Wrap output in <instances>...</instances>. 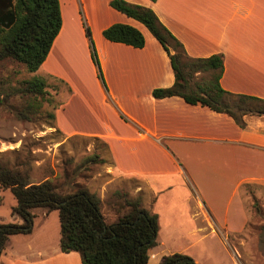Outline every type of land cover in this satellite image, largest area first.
<instances>
[{
  "label": "crops",
  "instance_id": "1",
  "mask_svg": "<svg viewBox=\"0 0 264 264\" xmlns=\"http://www.w3.org/2000/svg\"><path fill=\"white\" fill-rule=\"evenodd\" d=\"M110 1L59 0L61 28L41 67L64 75L60 63L71 64L78 52L90 64L88 42L108 90L104 87V94L99 89L102 107L95 108L90 94L70 88L67 102L54 109L50 127L66 137L77 133L108 146V158L101 157L105 167L95 176L97 188L88 191L99 197L101 210L111 195L115 212L114 192L120 191L157 215L150 264L173 253L188 255L195 264H246L228 241L247 239L254 202L264 199V115H245L241 128L227 114L188 104L178 96L153 98L154 88L174 82L169 57L144 25L113 9ZM126 1L151 8L189 56L222 54L224 90L264 99V0ZM114 23L140 30L144 47L106 40L102 31ZM75 97L81 98L80 116L75 115ZM84 104L89 116H82ZM81 120L88 122L85 130L75 124ZM119 144L126 145L125 151L116 147ZM152 151L158 154L153 162ZM121 178L126 186L117 183ZM177 191L183 198L162 201V194ZM48 214L43 211L42 216ZM115 214L108 224L117 220ZM41 229L42 225L30 234L10 237L2 253L8 258L5 264H81L78 252L60 250V235L51 249L26 245L24 254L13 250Z\"/></svg>",
  "mask_w": 264,
  "mask_h": 264
},
{
  "label": "trees",
  "instance_id": "2",
  "mask_svg": "<svg viewBox=\"0 0 264 264\" xmlns=\"http://www.w3.org/2000/svg\"><path fill=\"white\" fill-rule=\"evenodd\" d=\"M109 4L144 25L169 57L174 82L170 87L154 88L151 91L153 98L178 96L188 104H199L227 114L241 128L245 126V115H264V99L234 94L221 87L222 54L191 57L151 8L126 0H111ZM61 24L59 0H0V62L11 59L28 71L38 70L46 60ZM102 35L110 42L134 48L145 45L142 32L128 24L114 23L105 28ZM169 48L173 49V54ZM92 51L97 63L95 49ZM204 74L207 77H202ZM195 76L201 77L195 79ZM19 90L40 100L48 94L45 80L37 77L23 81ZM19 115L27 117L22 111ZM49 117L53 120L54 114L50 113ZM86 162L105 161L92 155ZM6 189L17 201L12 214L20 215L23 222L0 223V256L10 236L32 232L33 210L41 208L46 212H58L60 250L78 252L81 264H150L148 251L156 244L158 217L144 209L138 198L128 199L126 193L115 191L117 220L108 224L96 194L85 188L61 193L49 179L31 182L27 172L0 161V190ZM156 264H195V261L188 255L173 253L163 256Z\"/></svg>",
  "mask_w": 264,
  "mask_h": 264
},
{
  "label": "rangeland",
  "instance_id": "3",
  "mask_svg": "<svg viewBox=\"0 0 264 264\" xmlns=\"http://www.w3.org/2000/svg\"><path fill=\"white\" fill-rule=\"evenodd\" d=\"M83 35L89 41L86 29L83 31ZM89 45L90 43L87 42L90 64L78 52V57L75 58L77 62L74 60L71 64L60 63L66 72L64 75L61 71L58 74H51L46 72L43 67L33 72L28 71L24 65L11 59L0 62V161L6 166L16 167L27 172L31 182L37 183L49 179L56 185L59 192L64 194L84 187L89 191H94L98 184L95 176L102 172L105 162L91 164L86 161L92 155H97L99 159L102 156L108 158V146L100 140L77 133L71 137H66L57 129L50 127L53 120L49 117V114L53 113L54 109L61 104L67 102L70 96V88H76L84 95L90 94V98L96 99L95 108L102 107L98 103L101 99L100 90L106 94L104 89L107 86L102 78V69L98 59L96 63L92 51L94 47ZM169 51L172 54L174 53L172 48H169ZM36 77L42 78L46 82L48 94L44 100L35 99L21 93L19 90L23 81ZM200 77L195 76V79ZM202 77H207V75L204 74ZM124 99L127 103H130L126 96H124ZM79 100L81 98L75 97L73 103L74 108L78 110L75 113L76 116H80ZM109 104L112 107L114 106L110 102ZM87 109L88 106L84 104L82 116H89ZM20 111L25 113L27 117L20 116ZM85 123L88 122L85 121ZM85 123L83 120L75 122L77 127H81L80 130H85ZM116 147L125 151L123 147L126 148V145L119 144V147L117 145ZM156 155L158 154L155 151L150 153L152 162ZM117 183L126 186L128 182L121 178L118 179ZM161 196L163 202L169 199L179 200L183 198L180 191L171 193V195L165 193ZM113 199L111 195L107 196L102 205L101 211L107 223L116 218V214L110 206V201ZM16 205L17 201L10 190H0V223L23 222L20 215L12 214V207ZM43 211L45 210L41 208L33 210L35 217L32 231L41 225L42 229L29 240H26L28 237H24V241L18 242L13 247V250L19 254L26 253V245L33 248L47 247L50 249L58 245L60 235L58 212L51 211L47 216H42ZM252 212L255 214L251 217L252 221L248 228L247 239L242 242L240 240H229L228 243L233 249H235V246L240 251L241 259L246 264H264V199L255 200ZM253 221L254 223H252ZM213 245L218 246L215 240H213ZM7 251L9 253L10 249ZM7 262L8 258L2 254L0 264Z\"/></svg>",
  "mask_w": 264,
  "mask_h": 264
}]
</instances>
